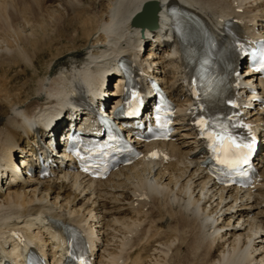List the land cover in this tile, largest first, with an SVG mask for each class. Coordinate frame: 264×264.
<instances>
[{
  "label": "bare ground",
  "instance_id": "6f19581e",
  "mask_svg": "<svg viewBox=\"0 0 264 264\" xmlns=\"http://www.w3.org/2000/svg\"><path fill=\"white\" fill-rule=\"evenodd\" d=\"M6 1L0 0L2 22L12 6ZM149 1L159 6L156 28L133 27L132 17ZM37 2L42 5L37 13L30 2L20 8L29 15L20 16L24 23L17 27L28 33L17 32L14 39L9 30L0 33V68H18L0 79V264L17 261L28 249H38L47 260L61 259L64 244L50 228L55 223L87 233L95 264H264V103L251 91L264 92V84L247 68L240 72L244 61L231 71L230 90L244 130L258 142L259 175L246 190L219 188L201 166L202 143L190 125L186 90L191 74L178 43L166 38L164 16L167 5H180L200 16L215 38L230 23L248 41L264 37V0ZM198 38L203 41V34ZM120 60L142 85L154 78L178 101L174 139L138 144L155 158L106 180L72 172L68 161V170L48 180L9 176L23 153L43 152L40 142L51 135L58 139L71 124L70 98L92 105L119 102ZM21 76L24 80L12 86ZM181 96L186 99L179 101ZM152 101L148 96L147 103Z\"/></svg>",
  "mask_w": 264,
  "mask_h": 264
},
{
  "label": "snow or ice",
  "instance_id": "6c2138e0",
  "mask_svg": "<svg viewBox=\"0 0 264 264\" xmlns=\"http://www.w3.org/2000/svg\"><path fill=\"white\" fill-rule=\"evenodd\" d=\"M135 95V93H133ZM228 119H231L229 117ZM196 124L200 127L202 132H205L206 138L210 141L209 147L215 154L216 162L224 167L234 170L239 168L242 164L247 163L248 153L252 150L250 143L238 142L235 137L227 132V129L219 123L214 124L211 120H208L201 116ZM235 126V125H233ZM207 127L216 129L213 132H206ZM165 139L167 137H164ZM154 157L155 154L153 153ZM89 167H85L83 170L88 171ZM69 247H72L71 240ZM79 264H84L83 258H79Z\"/></svg>",
  "mask_w": 264,
  "mask_h": 264
},
{
  "label": "rangeland",
  "instance_id": "374dc122",
  "mask_svg": "<svg viewBox=\"0 0 264 264\" xmlns=\"http://www.w3.org/2000/svg\"><path fill=\"white\" fill-rule=\"evenodd\" d=\"M4 1H6V0H4ZM7 1H8V3H7ZM5 3H7L9 6H11V4H12V6L11 7H9L8 8V10H7V12L13 17H11V20L12 21H10V20H8V18L9 17H7L8 16V13L7 14H5V22H6V24H8L9 23V21H10V23L8 24L9 25V29L7 28L8 27V25H6L5 24V22H2V20L0 21V33H2V32H6L5 30H9L8 31V33L7 34H10V35H12V36H14V37H12V39H14L15 38V36H17V32H18V34L19 33H21L22 32V34H25V33H28V32H25V31H23L24 30V28H21V27H17L18 25H20V24H22V23H24V22H22V20H24V19H22L21 17H24V18H26V16H28V15H26V14H23L22 12H21V10H20V8H21V6H23V3H26V2H30L31 4H33V6H34V8L36 9V13H37V11L38 10H41V7H42V5H41V3H39V2H37V0H36V2L34 1V0H28V1H26V0H7ZM31 1H33V2H31ZM23 2V3H22ZM13 3H15V4H13ZM17 3V4H16ZM37 3H39V4H37ZM21 4V5H20ZM37 4V6H35ZM15 5H16V7H15ZM18 6V7H17ZM41 6V7H40ZM38 7V8H37ZM11 10H12V12H11ZM20 10V11H19ZM19 11V12H18ZM20 13H22L21 15H20ZM3 14V13H2ZM18 16V17H17ZM21 16V17H20ZM17 18H18V20H17ZM21 18V19H20ZM20 19V20H19ZM22 23H21V22ZM3 24H2V23ZM16 22V23H15ZM15 24V25H14ZM4 25V27H2V26ZM7 26V27H6ZM21 28L19 31H17V29L16 28ZM3 28V29H2ZM5 29V30H4ZM16 29V30H15ZM3 30V31H2ZM12 32H13V34H12ZM29 52H27V54H28V56H31V50H28ZM45 60H46V58H45ZM39 64H42V62H40ZM17 71H18V68H11V69H8L6 66H4V67H2V68H0V79H4V78H6V77H9V76H13L14 74H16L17 73ZM8 72V73H7ZM5 73H7V74H5ZM3 76V77H2ZM24 80V77L23 76H21L20 78H17V79H15V80H13L12 81V86H15V85H17V84H19L21 81H23Z\"/></svg>",
  "mask_w": 264,
  "mask_h": 264
},
{
  "label": "water",
  "instance_id": "95a60500",
  "mask_svg": "<svg viewBox=\"0 0 264 264\" xmlns=\"http://www.w3.org/2000/svg\"><path fill=\"white\" fill-rule=\"evenodd\" d=\"M152 8H153V3L147 2L143 6V11H144V13L147 14L150 11H152ZM140 17H141V15H137L136 17H134V19L132 21V25L133 26H135V27H138V26L143 27V24H141L140 21H139L140 20ZM156 25H157V23H156V16L153 13L152 19H151L150 23L149 24H146V26H147L148 29H154V28H156Z\"/></svg>",
  "mask_w": 264,
  "mask_h": 264
}]
</instances>
